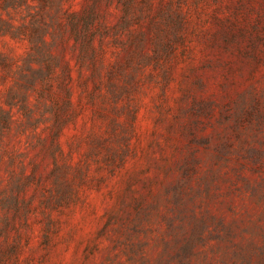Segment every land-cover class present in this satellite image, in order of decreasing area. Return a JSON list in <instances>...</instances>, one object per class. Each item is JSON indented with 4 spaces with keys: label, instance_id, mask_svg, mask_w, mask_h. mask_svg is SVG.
I'll return each mask as SVG.
<instances>
[{
    "label": "rangeland",
    "instance_id": "374dc122",
    "mask_svg": "<svg viewBox=\"0 0 264 264\" xmlns=\"http://www.w3.org/2000/svg\"><path fill=\"white\" fill-rule=\"evenodd\" d=\"M0 264H264V0H0Z\"/></svg>",
    "mask_w": 264,
    "mask_h": 264
}]
</instances>
